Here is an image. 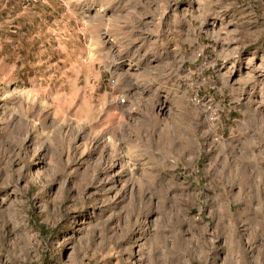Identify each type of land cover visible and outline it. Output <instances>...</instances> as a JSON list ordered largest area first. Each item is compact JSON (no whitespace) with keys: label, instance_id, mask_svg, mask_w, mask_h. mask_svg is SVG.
Returning <instances> with one entry per match:
<instances>
[{"label":"rangeland","instance_id":"obj_1","mask_svg":"<svg viewBox=\"0 0 264 264\" xmlns=\"http://www.w3.org/2000/svg\"><path fill=\"white\" fill-rule=\"evenodd\" d=\"M0 264H264V0H0Z\"/></svg>","mask_w":264,"mask_h":264}]
</instances>
